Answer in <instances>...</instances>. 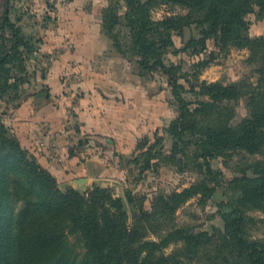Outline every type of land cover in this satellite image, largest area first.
<instances>
[{"label": "rangeland", "instance_id": "rangeland-1", "mask_svg": "<svg viewBox=\"0 0 264 264\" xmlns=\"http://www.w3.org/2000/svg\"><path fill=\"white\" fill-rule=\"evenodd\" d=\"M0 11H8L28 42L21 46V59L8 64L9 87L0 95V124L8 131L3 133L49 170L62 190L86 193L99 185L124 199L131 191L151 210L160 196L200 187L206 169L198 166L197 150L173 152L176 140L168 129L180 109L168 76L141 66L123 0H0ZM258 11L247 17L249 37L264 36V15ZM187 13L181 4L165 0L152 10V19ZM113 14L121 22L110 27ZM204 36L202 26L187 25L174 32L175 44L164 54L167 65L178 67L187 100L196 105L208 99L197 92L203 82L258 84L259 64L250 60L247 48L224 49L213 36L203 45ZM224 105L232 125L252 110L249 95ZM1 139L0 147L5 144ZM212 163L221 174L217 191L189 198L169 221L161 219L168 225L160 226L224 230L220 203L232 194V180L264 172V154L244 150L224 153ZM5 198L7 218L16 216L19 204ZM246 216L248 233L264 243V209L249 208ZM6 219L0 223L1 240ZM70 242L83 254L75 236Z\"/></svg>", "mask_w": 264, "mask_h": 264}, {"label": "trees", "instance_id": "trees-1", "mask_svg": "<svg viewBox=\"0 0 264 264\" xmlns=\"http://www.w3.org/2000/svg\"><path fill=\"white\" fill-rule=\"evenodd\" d=\"M123 1L132 49L141 66L168 76L179 104L180 114L168 129L176 140L173 152L194 147L206 177L200 187L158 197L151 210L131 191L124 199L99 185L86 193L62 190L55 176L6 135L0 124V139L7 145L0 147V223L8 217L5 194L19 204L16 216L4 221L8 224L2 240L0 236V264H264V243L253 239L246 228L247 209H264L263 171L254 178L232 180V194L220 203L224 230L209 233L160 226L168 225L166 221L189 198L217 191L221 174L213 160L235 150L264 154V36L246 34L247 17L256 8L263 16L264 0H169L186 7L188 13L158 21L152 19V10L165 0ZM113 15L110 27L121 22L120 16ZM192 24L203 27V45L213 36L224 49L247 48L250 60L259 64L258 84L203 82L196 86L197 92L208 99L196 105L187 100L178 67L167 65L164 54L175 44L174 32ZM21 46H28L22 29L11 21L8 11H0V95L9 87L8 64L23 55ZM245 95L251 98V113L232 125V114L224 103ZM70 236L81 243L83 254L75 252ZM172 245L175 249L167 252Z\"/></svg>", "mask_w": 264, "mask_h": 264}, {"label": "crops", "instance_id": "crops-1", "mask_svg": "<svg viewBox=\"0 0 264 264\" xmlns=\"http://www.w3.org/2000/svg\"><path fill=\"white\" fill-rule=\"evenodd\" d=\"M53 87H54V86H53ZM73 159H76V157H72V160H73ZM83 164H84V163H83ZM84 170H86V168H84Z\"/></svg>", "mask_w": 264, "mask_h": 264}]
</instances>
